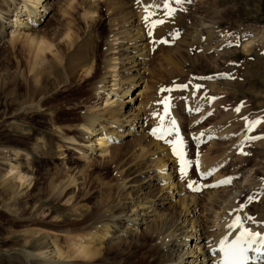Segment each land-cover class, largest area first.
<instances>
[{
  "label": "rangeland",
  "instance_id": "rangeland-1",
  "mask_svg": "<svg viewBox=\"0 0 264 264\" xmlns=\"http://www.w3.org/2000/svg\"><path fill=\"white\" fill-rule=\"evenodd\" d=\"M45 1L55 2L57 0ZM104 1L75 0L72 5H75L78 11L76 10L69 17L61 14L64 7L56 5L53 11H50L43 18V23L38 25L37 28L42 27L40 32L45 37L44 39L47 38L46 42H52L55 46L60 47L61 45L58 44L59 38L70 22L72 31L80 36L79 41L82 44L86 41V33H83L85 28L80 19L81 12L79 8L94 3L99 8L95 19L98 20L97 24L101 25L100 28L97 29L96 27L94 29V31L97 29L96 35H94L96 36L95 39L98 40L94 42L97 46H100L97 59L98 65L101 66L103 62L101 59L105 57L102 56L103 42L110 30L107 21L111 20L109 9H104ZM113 1L114 3H112ZM135 1L137 2V0H109L110 4L112 3V6L114 4L113 7L117 9L113 16L116 18L120 16L121 20V15L127 10L137 16L138 11L134 10V7L136 8ZM139 1L145 3H139L138 6L143 4L148 6L149 4L152 14L146 22H143L144 19L140 22L145 37L142 41L145 44L143 47L145 46L144 50L147 51L146 63L143 64L145 65V72L142 74L143 78L138 80L143 81V83H137L138 85L131 89L129 95H125L121 99V103H125L129 96H135L137 92H142V97L137 99L134 108H140L142 111L146 110L145 133L148 132L149 140H153L151 127L153 130L169 131L173 127V122L177 124L179 117L181 119L185 118L182 112H186L184 110L185 101L187 102V99H189L188 102H190L192 98L195 100L196 97L201 95L204 96L203 99L196 102L201 103L200 112L196 110V116L183 119L184 127L181 126V123L177 124L186 138L189 132L199 136L200 133L204 134L207 129H217V127L221 131L235 133L238 130H243V128L246 129L243 124L246 120L261 114V123L256 127L257 129L255 128L256 130L254 129L255 131H243L250 138L260 137L256 142L259 148H264V44L255 42L251 43V46H248L247 49H243L247 41L245 40L247 37L245 38L243 35L247 31H256V33L264 31V0ZM57 3H59V0ZM133 3L135 6H133ZM196 15H206V17L210 15L209 17L212 18V21L214 20L213 22L216 25L217 38L209 41L202 39L200 43L190 42L187 39L189 42L188 47H185V50L178 51V42L185 40L191 27L198 23ZM22 19L25 22L26 18L22 17ZM155 21H163V23L156 24L153 27ZM145 23L148 26L146 28L142 27ZM124 25V22L120 23V28L123 29ZM149 30L152 32L151 36ZM10 32L11 29H6L4 33L6 37L0 41V160L6 162L14 154L13 152L18 153L22 160L28 159L32 175L27 180L30 179L32 184L27 186L28 182L25 183L20 194L14 198L3 195L2 186L0 185V264H38L39 262L35 258L27 257L28 254H33L38 249L49 253L52 250L51 247L55 244L59 249L61 248L62 252L70 256L66 260L68 262L64 263L65 261H63L59 264L153 263V257L157 253L154 252L156 250L153 246V240L146 236L133 237L134 240L136 239L135 241H132L133 238L130 239L131 242H134L133 244L130 242L120 248L106 250L101 256L92 259V261H90L91 259L75 258L73 257L74 253H70L72 252L70 243H68L70 237L74 240L86 238L92 228L101 231L108 224V222L102 221V216L108 210L117 207L121 200H131L135 197L134 194L127 196V192H121V186L126 176H130L129 179L136 174H140L141 177L144 176L145 167L149 166L151 158H146V156L139 153L136 141L138 135H134L110 143V150L113 147L120 149L114 162L110 161L106 165L105 163L95 162L86 164L78 160L76 145H72V142L63 139V136L77 137L75 129L81 123V112L83 113L84 109L83 107L79 110L70 109L71 106L66 100V90L64 93L62 92L63 89H59V81L62 76L57 77V67L53 68L58 65L59 58L56 59L57 57H55L58 55L45 52L36 59L34 58L35 54H32L33 50L29 49L32 51L30 53L28 47L20 41L16 43L9 42L8 33ZM160 41L165 42L161 43ZM200 47L201 49H199ZM51 50L54 51V48ZM70 51L72 50L70 49ZM115 63L118 64L116 65V76L122 75L123 78L125 74L120 72L119 68L124 69L128 65ZM140 72L142 73L143 70ZM35 73L38 74V79H34L36 77ZM214 75L218 78L226 76L231 80L226 78L223 81H214V83H218V86H208L209 82L206 80L214 78ZM75 78L76 76L70 78V81H73L72 86L75 85L73 84L75 82L80 83L83 87L86 85L83 80L81 83L78 79L75 81ZM198 78L204 80L201 82L194 80ZM36 80L39 83L36 84ZM189 84H191V88L196 87V85L202 88H197L198 93L196 94L192 91L188 93L176 91L177 87L188 86ZM31 89L37 90L34 92ZM162 89L164 91H161ZM166 98L170 102V110L168 116L166 115L164 119L169 124H165L166 121L157 123L155 118L160 115V110L162 111L163 108H160L159 105ZM177 100H179V104H177ZM99 106H95L93 112H100ZM125 107L127 111L129 107ZM186 108L188 111L190 110L188 105ZM237 108H239V112L236 111ZM159 118L162 117L159 116ZM151 120H156L157 126L154 121L149 123ZM127 129V126L120 129V133H125ZM254 133H256V137H251L254 136ZM94 139L96 138L94 137ZM231 144L232 141L224 140L223 142L213 143L214 146L212 147L209 144H202L200 147V154L204 155L205 160L210 158L216 164L225 163L222 172L217 177L219 181L226 182L227 187L220 186L219 189H214L215 191L232 188V184L241 179L246 168L253 167L255 160L261 154V150L254 152L253 143L243 147L240 146L241 148L236 151L229 149L228 145ZM193 147L194 145L189 150L191 152L189 153L191 154L189 178L191 176L195 177L193 165H195L196 156L199 154L198 149L194 154L195 148L193 149ZM235 147L237 146L235 145ZM91 157L93 158V155ZM186 157H188V154ZM193 158L196 160L194 161ZM192 161L195 163L193 162V164ZM80 169L81 173L74 175L75 171ZM3 171V164H0V183ZM157 173L159 174L155 171L152 174L158 175ZM72 174L74 180H76V186H74L75 184L68 185L69 179L73 180L70 176ZM139 176L134 179L137 181L140 178ZM211 179L212 175L204 177V180ZM187 181H190V179ZM258 181L264 184V169L260 171ZM137 183L138 181L135 184ZM209 183L206 182V184ZM156 184L158 185L152 187L153 199L156 198L157 194L170 193L171 191L170 205L163 207V210H165V213L172 215L174 220L181 213V204L178 203L181 194L180 196L177 194L181 193L182 190L175 188L176 181L172 182V185L175 184V186L169 188L171 181L169 182L168 179L165 185L163 181H157ZM25 186H27L26 189H24ZM60 191L63 192L57 198ZM202 191L203 189L201 193L198 192L199 194L194 193L197 196H202L205 192ZM183 192L185 197L189 196L185 191ZM242 198L246 201L249 200L246 195L241 197V200ZM259 198L260 196L258 198L253 197L252 202L248 201L245 205L247 210L249 208L250 211L251 208L250 212L253 213L257 210L258 215L264 218V198ZM201 207L198 209L196 216L199 217L200 215L201 225L207 227L206 225H210L208 220L211 217L205 214L202 205ZM101 227L102 229H100ZM83 232L86 233L85 236H83ZM188 243L193 245V240L189 239ZM180 249L183 251L187 247L182 245ZM52 259L54 258L52 257Z\"/></svg>",
  "mask_w": 264,
  "mask_h": 264
},
{
  "label": "bare ground",
  "instance_id": "bare-ground-1",
  "mask_svg": "<svg viewBox=\"0 0 264 264\" xmlns=\"http://www.w3.org/2000/svg\"><path fill=\"white\" fill-rule=\"evenodd\" d=\"M57 1L0 0V41L4 40L6 37V35H4L5 30L11 29V32L8 33L10 37L9 42L16 43L20 41V43L28 47V51L33 50L32 54H35L34 58H39V56L45 54V52L58 55L55 56L57 57L56 59L59 58L58 65L53 68L57 67V77L62 76L59 81V89H63L62 92L64 93L66 90V100L71 106L70 109L79 110L81 107L84 109V112H81V123L78 124L75 129L77 137L63 136V139L72 142V145H76L75 149L77 151L78 160L86 164L95 162L99 164L105 163L106 165L110 161L114 162V160L117 159L116 157L120 149L113 147V149L110 150V143L114 140L134 135H138L136 141L139 153L146 156V158H151V163L149 166L145 167L146 172L144 176L141 177L139 176L140 174H136L132 176L131 179H129L130 176H126L124 179L121 192H127V196L134 194L135 197L131 200H121L119 204L116 203L117 207L108 210L102 216L103 220H101L103 222H108L106 226H102L104 229L101 227L100 229L102 230L99 231L96 228H92L89 230L90 232H88L89 234L86 238L74 240L70 239V237L68 239L70 240L68 243H70L72 251L70 253H74L75 255H73V257H78L82 260L91 259L90 261H92V259L101 256L106 250L109 251L129 244L131 242L130 239L133 237L138 238V236H146L153 240V246L156 250L154 252L157 253L154 255V262L151 264H217L218 258L216 257V253L220 243H223L233 231H236V229L245 227L251 229L253 232L259 233V236L255 237L254 244L260 248V252L257 254L260 260L258 264H264V218L258 215L257 210V213L255 211V213H253L250 212L251 208L250 211L249 208L248 210L246 208V203L251 201L253 197L258 198V196H260L259 199L264 198V184L258 181V175L260 171L264 169V148H259L256 142L260 137H256V133L253 134L254 136H251L256 138L246 136L245 132L247 131L244 132V128L234 133L225 132V130L221 131L218 127L217 129H207L204 134L200 133L199 136H195V133L192 132L188 133L187 138L182 135L184 149H182V151L184 152V158L187 156L186 151H188L191 145H194V154L196 149H198L197 151L199 153L197 154V160L194 159L197 163L196 166L199 167V174L204 177L206 175H212L211 180H195L190 189L187 188L188 182H193L194 179H190V181L186 182L182 181L183 175L180 176L177 173L179 167L177 168L175 165V161L177 160L174 158L173 153L170 154L166 146L155 140L157 135L164 134L167 136V140L174 141L176 138L175 131L169 135L167 130L155 129L156 135H153V140H149L147 136L148 132L145 133V118L147 119V115H145L146 110L142 111L140 108H134L137 99H141L142 92H137L135 96H129L125 103H121V99L125 95H129L131 89L139 83H143V81H138L143 78L142 74L145 72V65L143 64L144 62L146 63L145 60L147 58V51L144 50L145 46L143 47L145 44L142 42L145 37L142 33L140 23L145 19L146 15L140 10L141 6H138L141 1L137 0V2H134L136 3V8L134 7V10L138 11H136L138 15H135L138 17L127 10V12L121 15V20L119 15V18L113 16L114 12L117 10L113 7L115 6L114 4L113 6L111 5L114 1L111 4L109 0L104 1V9H109V18L111 17V20L107 21L110 30L107 33V38L103 42L104 50L102 56L105 57L101 59L103 61L101 66L98 65L97 59L100 46H97L94 42L96 40V30L100 28L101 25H99V23L97 24L98 20L95 19L99 8L94 3L89 6L83 5L79 8L81 12L80 19L85 28L83 33H86V41L81 44L79 41L80 36L72 31L70 22L59 38L58 44L61 45L60 47L55 46L52 42L45 41L47 38L44 39L45 37L40 32L42 27H37L43 23V18H45L50 11H53L56 5L64 7L63 11L60 10L63 16L69 17L73 12L75 13L76 10L78 11V8L72 5L75 0H59V3L56 4ZM134 3L133 6H135ZM209 16H195L196 19H198V23L191 27L185 40L178 42V51L185 50V47H188V40L194 43H200L202 39H206L207 41L212 39L216 40V25L213 22L214 20L212 21V18ZM22 17L26 18L25 22ZM136 19L138 20L136 21ZM147 19L150 18L147 17ZM135 21L136 23H134ZM122 22L125 24L123 29L120 28V23ZM96 27L97 29L94 31ZM243 37H247L246 39L244 38L247 41L245 45L243 44V49H247L248 46H251V43L255 42H257V44H264V31L259 33H256V31H247ZM244 39L243 41H245ZM52 48H54V51L51 50ZM70 49L72 51H70ZM31 52L32 51H30V53ZM39 61L41 62L42 60ZM115 62H119L121 65H128L127 68H119V71L125 74L123 78L122 75L116 76V65L118 64ZM59 70L60 74L58 73ZM142 70L143 72L141 73L140 71ZM37 75L38 74H36L34 79H38ZM75 76V81L77 79L80 80V82L83 80L86 85L83 87L80 83L77 84L75 82L73 83L75 85L72 86L73 81H70V78H74ZM226 78L231 80V78L226 76H221L219 78L217 76V78H209L206 81L209 82L208 86H218V83H214V81H223ZM37 83H39L38 80H36V84ZM31 90L35 92L37 89ZM81 96L82 98L84 97L83 100ZM203 97L204 96L199 95L195 100L192 98L190 102H188L189 99H187V102L185 101L184 110L187 111L186 106L188 105L190 107L189 112L192 113V116H190L191 114L187 116L186 112L182 111L185 118L196 116V110L200 112L201 103L198 104L196 102L202 100ZM99 101L101 102L97 103ZM177 104H179V100H177ZM97 105H100L98 108L100 112L95 113L93 109ZM125 106L129 107L127 111L125 110ZM185 118L181 119L179 117V119H177V124L181 123V126L184 127L183 119ZM159 119L160 123L166 121L165 124H169L164 118ZM177 124L174 123L175 129L180 128ZM126 126L128 129L125 133L121 134L120 129ZM190 136L193 137L194 141H191ZM94 137L96 139L93 140ZM188 138L190 141L189 143ZM208 138H212L206 143L211 145V147L214 146L213 143L215 142L228 140L232 141V144L228 145L231 151H236L250 143H253L252 147L254 148V152L261 150V154H259V157L255 160L253 167L246 168L243 172L244 175L241 179L232 184V188H225L218 191L214 190L219 189L220 186L227 187V183L219 181L217 177L222 172L225 163L216 164V162L210 158L205 160L204 155L200 154V147ZM187 143L188 145L186 146ZM235 145L237 147H235ZM13 153L11 157L8 156L9 159L6 162H1L0 160V164H3L4 168L0 185L2 186L1 191L3 195H9L14 198L20 194L22 191L21 188L25 183L28 182L27 186L32 184L30 179H28L30 181L27 180V178L32 175V171L30 170L28 159L22 160L18 153ZM92 155L93 158L91 157ZM185 159L187 160V158ZM155 171L159 172V174L153 175L152 173ZM75 172L74 175H78L81 173V169ZM74 175H70L73 180L71 178L69 179V186L76 183ZM138 176L140 177L137 180L139 184H135L137 182L135 179ZM167 179L169 182L171 181V185L168 186L169 188L174 187L175 184L173 186L172 182L176 181L175 188H180L182 191H185L186 194H189L187 197H185L182 191L177 194L179 196L181 194V198L178 200V203L181 204V213L178 217L174 218V220L172 215L165 213V210H163V207L170 205L171 191L170 193L164 192L157 194L155 199H153L154 195L152 194V187L158 185L156 184L157 181H163L165 185ZM206 182L210 183L206 184ZM27 186H25L24 189H26ZM74 186H76V184ZM196 186L200 187V193L202 189L205 191L202 196H197L195 193L191 192L192 188ZM63 187L62 189H64ZM62 192L63 191H60L57 198L60 197ZM244 195H246V197L248 196L249 200L246 201L243 198L241 200V197ZM156 200H158V202H156ZM201 205L204 207L205 214L211 217L210 220H208L210 225H206L207 227H204L203 224L201 225V216H196ZM85 235L86 233L83 234V236ZM189 239L193 240V245H189ZM133 240L134 238L132 241ZM131 243L133 244L134 242ZM182 245L187 247V249L182 251L180 249ZM51 248L52 250L49 253L42 249H38L35 253H29L28 256H26L32 259L35 258L36 261L39 262L38 264H59L63 261H65L64 263L68 262L66 260H68L70 256L62 252V250H60L61 248L59 249L56 244ZM51 256L54 259H52ZM27 261L29 263L28 259Z\"/></svg>",
  "mask_w": 264,
  "mask_h": 264
},
{
  "label": "snow or ice",
  "instance_id": "snow-or-ice-1",
  "mask_svg": "<svg viewBox=\"0 0 264 264\" xmlns=\"http://www.w3.org/2000/svg\"><path fill=\"white\" fill-rule=\"evenodd\" d=\"M177 2H180V0H177ZM167 7V5H165ZM147 20V17H145ZM163 21H155L153 22V27L156 24H161ZM149 35H152L151 30H149ZM161 43H164L165 41H160ZM183 87H187L186 85ZM161 91H164L163 89ZM164 103V110L165 114L168 112V107H169V102L167 98L162 101ZM237 112H239V108L236 109ZM163 119V118H161ZM258 123V122H254ZM249 128L251 125L248 126ZM175 131L174 128V122H173V128L168 131V134L171 135L172 132ZM153 135H156V130H153ZM183 148V141L180 139L179 134H176V138L172 143V151L173 155H175L180 162L181 165V174L186 175V169L189 165V161H187L184 158V152L182 151ZM191 187V185H189ZM211 187V186H209ZM255 243V238L253 237L252 239H245L244 234H241L240 236H237L234 242L230 244H222L221 246V251L224 253V262L223 264H243L244 261H246V253L250 250L251 245ZM255 251L257 253L260 252V248H256Z\"/></svg>",
  "mask_w": 264,
  "mask_h": 264
}]
</instances>
